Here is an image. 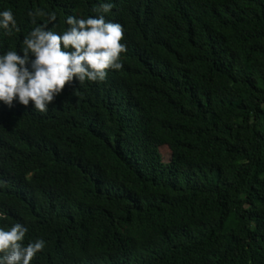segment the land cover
<instances>
[{
	"label": "trees",
	"instance_id": "16d2710c",
	"mask_svg": "<svg viewBox=\"0 0 264 264\" xmlns=\"http://www.w3.org/2000/svg\"><path fill=\"white\" fill-rule=\"evenodd\" d=\"M103 3L119 71L0 102V228L45 241L30 264H264V0H0V55Z\"/></svg>",
	"mask_w": 264,
	"mask_h": 264
},
{
	"label": "clouds",
	"instance_id": "9594fccd",
	"mask_svg": "<svg viewBox=\"0 0 264 264\" xmlns=\"http://www.w3.org/2000/svg\"><path fill=\"white\" fill-rule=\"evenodd\" d=\"M112 3H103L94 11L99 16L77 19L67 18L68 29L62 34L52 31L48 23L56 20L55 13L48 15V23L40 24L26 35L22 42V55L7 51L0 55V102L11 108L13 102L46 113L49 105L62 94L65 86L74 79L79 84L103 82L109 69L119 71L123 65L121 54L127 51L124 29L121 24L107 21ZM41 9L29 11L32 23L44 16ZM0 28L12 36L19 31L11 10L0 12ZM28 229L15 223L10 229L0 228V264H30L45 247L43 239L25 245Z\"/></svg>",
	"mask_w": 264,
	"mask_h": 264
},
{
	"label": "rangeland",
	"instance_id": "374dc122",
	"mask_svg": "<svg viewBox=\"0 0 264 264\" xmlns=\"http://www.w3.org/2000/svg\"><path fill=\"white\" fill-rule=\"evenodd\" d=\"M161 155H162V160L167 161L168 160V153L165 148H160Z\"/></svg>",
	"mask_w": 264,
	"mask_h": 264
}]
</instances>
